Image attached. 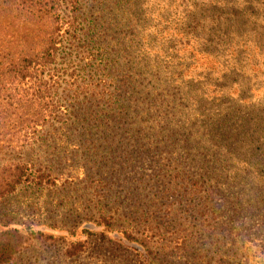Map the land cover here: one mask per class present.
I'll return each mask as SVG.
<instances>
[{"label":"rangeland","instance_id":"1","mask_svg":"<svg viewBox=\"0 0 264 264\" xmlns=\"http://www.w3.org/2000/svg\"><path fill=\"white\" fill-rule=\"evenodd\" d=\"M82 11L99 26L109 24L113 41L125 40L120 62L132 73L141 65L159 66L167 78L179 72L177 64L188 65L189 106L172 119L186 134L208 128L233 100L247 97L251 106H264V0H84ZM214 91L233 95L213 100ZM135 92L132 108L98 112L108 117L103 128L91 120L90 133L74 141L40 145L43 152L59 147L61 155L48 160L60 169L58 181L52 189L26 187L0 202V228L33 239L11 264H264V205L237 201L232 192L209 203L173 188L169 151L148 155L129 135L143 120ZM177 154L190 168L186 151ZM24 157L0 156V164ZM99 179L114 220L110 234L95 225L92 191ZM144 225L160 236L143 232ZM77 242L85 244L83 251L65 257V245Z\"/></svg>","mask_w":264,"mask_h":264},{"label":"trees","instance_id":"2","mask_svg":"<svg viewBox=\"0 0 264 264\" xmlns=\"http://www.w3.org/2000/svg\"><path fill=\"white\" fill-rule=\"evenodd\" d=\"M82 4L84 0H0V156L25 155L0 164V202L26 187L54 188L60 169L48 160L55 162L61 155L59 147L43 152L40 145L74 141L90 133L86 122L91 120L103 128L108 112L132 108L136 91L143 120L129 135L140 140L148 155L169 151L173 188L209 203L222 192H232L237 201L246 198L264 205V106H251L247 97L233 100L208 128L186 134L172 119L189 106L188 65L177 64L179 72L167 78L159 66L151 70L141 65L132 73L134 68L120 62L127 55V47L120 48L125 40L113 41L109 24L97 25ZM232 95L214 91L209 97ZM200 101L194 102L198 108ZM100 105L106 108L98 109ZM179 150L191 157L190 168ZM95 183V225L110 234L114 220L104 203L107 195L100 190L105 182ZM146 230L160 236L152 226L144 225ZM32 240L26 231L0 228V264H11ZM84 247L81 242L67 244L63 255L76 257Z\"/></svg>","mask_w":264,"mask_h":264}]
</instances>
